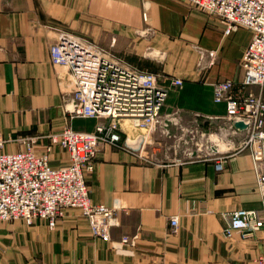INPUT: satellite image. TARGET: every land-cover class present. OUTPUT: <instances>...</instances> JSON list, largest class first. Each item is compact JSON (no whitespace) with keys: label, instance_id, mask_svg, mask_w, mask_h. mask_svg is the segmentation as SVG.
<instances>
[{"label":"crops","instance_id":"obj_1","mask_svg":"<svg viewBox=\"0 0 264 264\" xmlns=\"http://www.w3.org/2000/svg\"><path fill=\"white\" fill-rule=\"evenodd\" d=\"M63 34L155 73L161 86L182 79L163 108L180 123L171 124L172 136L197 127L215 135L225 125L226 104L215 102L213 87L243 80L242 57L252 40L246 28L225 35L221 20L190 0H0V131L15 140L6 152L23 151L16 139L36 136L35 150L43 154L48 136L67 125L95 129L96 120H71L66 110L69 70L54 65L50 53ZM119 127L121 144H103L85 177L94 202L120 208L112 241L136 237L135 245L116 251L93 237L88 221L72 210L53 230L44 221L0 222V264H256L264 233L243 238L235 230L227 237L223 217L263 205L249 153L230 156L219 173L209 160H167L172 139L160 126L145 135L132 119ZM69 163V153L54 146L50 164ZM171 216H179L178 233Z\"/></svg>","mask_w":264,"mask_h":264},{"label":"built area","instance_id":"obj_2","mask_svg":"<svg viewBox=\"0 0 264 264\" xmlns=\"http://www.w3.org/2000/svg\"><path fill=\"white\" fill-rule=\"evenodd\" d=\"M203 12L217 17L225 26V35L238 28L252 32V40L242 57L244 77L240 83L230 80L214 84V100L225 103V125L215 135L197 128H185L172 136L169 128L180 126L175 116L163 115L170 91L183 85L173 78L167 86L159 84L155 73L139 70L112 52L87 41H77L64 34L51 47L54 65L68 68L72 84L71 99L66 106L70 119H94V131H81L67 125L59 134L48 136L45 153H37L40 139L25 136L16 139L25 149L6 152L5 146L15 140L0 131V222H23L27 226L44 221L53 230L68 211L76 210L88 221L93 237L111 242L120 252L135 245V238L111 239L112 228L119 225V207L94 202L85 175L93 172L95 157L103 144L119 146L122 136L119 123L132 119L147 134L162 127L163 135L172 139L165 152L167 160H209L217 172H223L230 156L248 152L262 195V207L239 210L223 215L225 234L241 230L242 237L264 233V0H190ZM148 17L147 9L143 19ZM257 88L258 92L251 91ZM234 122L247 128L238 130ZM54 146L67 151L70 163L62 167L50 164ZM173 153V156H172ZM146 162L151 158L141 156ZM173 233L180 228L179 216H171ZM264 264V254L256 259Z\"/></svg>","mask_w":264,"mask_h":264},{"label":"water","instance_id":"obj_3","mask_svg":"<svg viewBox=\"0 0 264 264\" xmlns=\"http://www.w3.org/2000/svg\"><path fill=\"white\" fill-rule=\"evenodd\" d=\"M64 39L67 38V36L63 35ZM234 127L237 128L238 130H245L247 126L243 122H234Z\"/></svg>","mask_w":264,"mask_h":264},{"label":"rangeland","instance_id":"obj_4","mask_svg":"<svg viewBox=\"0 0 264 264\" xmlns=\"http://www.w3.org/2000/svg\"><path fill=\"white\" fill-rule=\"evenodd\" d=\"M136 128H137V127H136ZM138 129H139V128H138ZM143 132H144V131H143ZM145 132H146V131H145ZM145 132H144V133H145Z\"/></svg>","mask_w":264,"mask_h":264}]
</instances>
